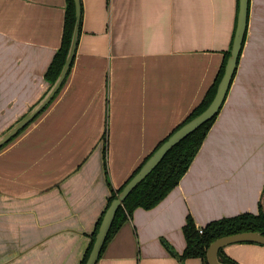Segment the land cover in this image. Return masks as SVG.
<instances>
[{
    "label": "crops",
    "instance_id": "1",
    "mask_svg": "<svg viewBox=\"0 0 264 264\" xmlns=\"http://www.w3.org/2000/svg\"><path fill=\"white\" fill-rule=\"evenodd\" d=\"M73 65L57 96L0 147V264H80L111 194L202 102L229 49L237 0H81ZM67 0H0V133L44 94ZM264 0H250L235 76L179 184L137 207L96 264L181 260L184 226L259 213L264 189ZM107 171L109 176L107 175ZM264 264V245L224 248Z\"/></svg>",
    "mask_w": 264,
    "mask_h": 264
},
{
    "label": "trees",
    "instance_id": "2",
    "mask_svg": "<svg viewBox=\"0 0 264 264\" xmlns=\"http://www.w3.org/2000/svg\"><path fill=\"white\" fill-rule=\"evenodd\" d=\"M237 3H238L237 4V12H238V6H239L238 0H237ZM74 23H75V3H74V0H67V8H66V13H65V22H64V32H63L62 43H61V46L59 47V49L56 51L50 65H49V67H48V69L44 75V77H45V79L49 85L52 84L56 80L57 76L59 75V73H60V71L64 65L66 55H67V51H68V48L70 45L71 34L73 31ZM81 24H82V21H81ZM235 27H236V25H235ZM234 31H235V29H234ZM233 36H234V32H233ZM233 36H232V40H233ZM232 40H231V44H232ZM231 44H230V47H231ZM230 47L225 52V57H224L222 65L220 67L219 73H218L213 85L208 90L207 94L205 95L204 99L202 100V102L193 110V112L181 124H179L169 134V136L175 130H177L180 126H182L184 123H186L187 121H189L190 119H192L196 115L200 114L210 104V102L212 101V99L215 95L217 85H218V83H219V81H220V79L224 73V67H225L227 58L230 54ZM72 65H73V62L71 64L70 70L72 68ZM70 70H69V73H70ZM69 73H68V75H69ZM68 75H67V77H68ZM67 77H66L63 85L65 84ZM63 85L61 86V88L63 87ZM59 91L57 92V94L59 93ZM57 94L55 95V97L57 96ZM216 117H217V115L214 116L212 119H210L208 122L204 123L196 131L189 134L186 138H184L178 144H176L165 155V157L157 165V167L154 168L153 171L132 190V192L127 196V198L124 200V202L119 207V209L116 213V216L114 218L111 229L108 233V236H107L106 242L103 246V249L105 248V245L108 242V240L110 239V237L119 228V226L126 219H128V217L133 213L135 208H137V207H143L145 209L153 208L160 201H162L169 194V192L172 189H174L179 184L181 178L187 172V170L189 169V167H190L191 163L193 162L195 156L197 155L198 151L200 150V148L203 144V141H204L208 131L210 130L212 124L214 123ZM24 128H22L17 134H19ZM169 136H167V138ZM13 138H11L10 141ZM167 138H165L163 141H161L156 146V148L153 150V152ZM153 152L145 158V160L135 170V172L132 174V176L142 167V165L153 154ZM107 175L109 176L108 171H107ZM108 184H109V188L111 190V194L108 198L107 207L105 208L101 217L97 221L96 227H95L93 233L91 234V241L87 247V250H86L80 264L86 263V260L90 254L91 249H92L96 233L98 232L99 226H100L101 221L103 219L104 213L107 210V208L109 207L112 200L117 196V194L121 191L122 187L124 186L123 185L120 188H115L113 186L111 180H110V177L108 179ZM202 228H203V231L200 232V230H199L200 228H198L196 226L195 221L192 218V216H189L187 223L184 226V234H185V238L187 241L186 249L182 254L177 253L175 250H173L172 253L175 256L179 257L181 260H184L185 258H189V257H200L203 259L204 264H209V262L207 260V249H208L209 245L211 244V242H213L218 237L223 236V235L233 234L236 232H241V231H251L252 230V231L264 232V189H263V201H261L259 204V213L258 214H254L251 212H245V213L238 214L235 216L225 217V218L218 219V220H213ZM103 249H102V251H103ZM100 256H101V254H100ZM219 259L225 263L238 264L231 257L227 256V254L224 251V248H221L219 251Z\"/></svg>",
    "mask_w": 264,
    "mask_h": 264
},
{
    "label": "water",
    "instance_id": "3",
    "mask_svg": "<svg viewBox=\"0 0 264 264\" xmlns=\"http://www.w3.org/2000/svg\"><path fill=\"white\" fill-rule=\"evenodd\" d=\"M238 12L236 19V27L232 44L230 47V54L227 58L224 73L217 85L215 95L210 104L198 115L184 123L177 130H175L146 160L142 167L124 184L121 191L112 200L109 207L104 213L103 219L96 233L95 240L90 251V254L85 264H96L103 246L106 242L108 233L113 224L114 218L119 207L122 205L127 196L132 190L143 181L157 165L162 161L165 155L180 141L186 138L189 134L196 131L204 123L208 122L216 116L227 96L235 72L237 70L240 55L243 50L245 42L248 19H249V4L250 0H238ZM75 3V23L71 34L70 45L67 51L64 65L57 76L56 80L48 86L44 94L31 106V108L16 122L0 133V147L10 141L22 128L27 126L39 113H41L46 106L53 100L57 92L63 85L71 64L74 60L77 50L79 35L81 31L82 21V2L81 0H74ZM239 242H253L264 245V232L262 231H241L233 234L223 235L215 239L207 249V260L209 264H229L219 259V251L227 245Z\"/></svg>",
    "mask_w": 264,
    "mask_h": 264
},
{
    "label": "rangeland",
    "instance_id": "4",
    "mask_svg": "<svg viewBox=\"0 0 264 264\" xmlns=\"http://www.w3.org/2000/svg\"><path fill=\"white\" fill-rule=\"evenodd\" d=\"M262 21H264V14L262 15ZM48 84V83H47ZM42 113V112H41ZM1 121V120H0ZM4 125L0 123V130L3 128Z\"/></svg>",
    "mask_w": 264,
    "mask_h": 264
},
{
    "label": "built area",
    "instance_id": "5",
    "mask_svg": "<svg viewBox=\"0 0 264 264\" xmlns=\"http://www.w3.org/2000/svg\"><path fill=\"white\" fill-rule=\"evenodd\" d=\"M199 230H200V232H202V231H203V228H202V227H200V229H199Z\"/></svg>",
    "mask_w": 264,
    "mask_h": 264
}]
</instances>
